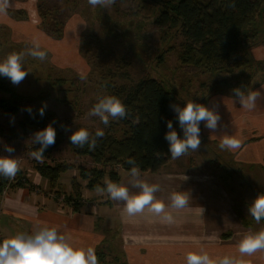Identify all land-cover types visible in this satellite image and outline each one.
Returning a JSON list of instances; mask_svg holds the SVG:
<instances>
[{"label":"rangeland","instance_id":"374dc122","mask_svg":"<svg viewBox=\"0 0 264 264\" xmlns=\"http://www.w3.org/2000/svg\"><path fill=\"white\" fill-rule=\"evenodd\" d=\"M156 17L157 10L142 5L139 0H116L109 9L93 8L87 0H10L7 13L0 14V61L12 52H27L34 42L39 43L41 50L47 52V58L40 61L25 56L23 68L28 72L26 78L19 85H13L8 78L0 76V86L15 88L26 99V115L31 116L26 110L28 107H31L32 115L39 114L36 111L38 106L46 102L45 114L53 118L51 123L56 125L59 134L66 136L78 128H86L93 134L99 128L121 138L128 127L120 120H110L105 127L98 117L87 115L98 96L114 95L121 100L122 86L130 88L145 77H155L166 87L174 88L181 107L188 100L206 105V97L229 90L233 84L248 81L249 76L235 75L234 80L221 71L206 72L183 64L180 57L185 39L180 29H161L155 23ZM251 51L252 55L257 53L259 57H264V45ZM239 72L244 73L243 70ZM262 72L261 78L264 75ZM229 78L232 83L226 82ZM0 90L1 97L8 96L1 87ZM22 118L23 112L12 116L0 113V156L9 155L3 146L10 145L15 149L11 155L21 164L16 177L7 180L3 193L28 187L41 195L52 194L61 204H68L71 182L73 176L78 177L80 166L104 168L107 173L117 172L120 176L127 171L120 165L98 164L89 156L75 155L64 140L52 157L44 159L43 163L54 166L65 162L73 164L75 169L73 173H63L60 186L52 189L49 182L44 184V177L37 171L38 163L29 157L31 147L34 146L30 138L34 132L44 128L30 121V127L24 132L20 128ZM62 125L67 126L68 131ZM204 147L194 152V156L197 155L199 161L203 160L205 169L219 171L230 191L237 195L241 221L253 227L254 232L264 229V222L256 223L248 214L252 200L264 191L257 190L252 183L243 182L247 179L245 172L242 169L243 174L236 175L234 171L237 172V168L231 166L233 164H230L231 168L227 165L230 159L226 153L220 152V159L213 158L214 161H210V155L215 156L213 153L218 151L213 147ZM89 193L91 195L88 197L83 193L81 204H89L90 199H109L106 194ZM94 208L98 213L99 208ZM113 225L110 226L115 230L116 226ZM16 231V234L26 233L22 227L16 228ZM111 232L110 229L107 235V232L101 231L109 237L106 242L112 245ZM123 256L128 263L127 256ZM149 259L145 260V264H150Z\"/></svg>","mask_w":264,"mask_h":264},{"label":"crops","instance_id":"0c3cea01","mask_svg":"<svg viewBox=\"0 0 264 264\" xmlns=\"http://www.w3.org/2000/svg\"><path fill=\"white\" fill-rule=\"evenodd\" d=\"M253 56L264 61V57H259L257 53ZM261 74L262 71L254 82L241 88L264 93V75L261 78ZM236 87L204 99L206 106L219 105L221 121L215 133L201 123L200 147H213L218 151L213 153L216 157L210 155V161L220 159V152L226 153L230 159L229 168L235 166L236 175L243 174V169L247 179L242 181L264 191V99L257 102L253 111H245L239 103H233L232 90ZM222 133L240 139L241 147L235 151L221 150L218 145ZM194 154L190 152L176 160L171 159L157 173L141 172L143 180L160 186L155 197L166 206L171 204L170 196L174 192L189 195L186 207H166L165 211L173 217L171 223L163 219V214L157 215L147 209L129 216L124 211V202L111 199H90L89 204H82L81 209L74 212L71 204H61L52 194L41 195L28 187H21L11 193L0 192V237L2 241L10 238L20 227L30 234L33 226L40 223L57 227L78 247H93L96 251L103 246L101 248L112 252L116 249L127 256L128 264H145L148 257L150 264H186L187 253L201 249L212 257H238L239 241L247 232H254L253 227L241 221L237 195L230 191L219 171L205 169L203 160L199 161ZM200 156L204 159L202 153ZM129 173L122 172L120 183L129 187L130 194H137L139 190L129 184ZM44 181V184L48 182ZM85 195L88 197L91 194L85 192ZM94 206L99 208L98 213ZM111 224L116 226L115 230ZM110 229L112 245L106 242ZM101 231L107 232V235ZM244 259L248 264H264V252L258 251Z\"/></svg>","mask_w":264,"mask_h":264},{"label":"trees","instance_id":"16d2710c","mask_svg":"<svg viewBox=\"0 0 264 264\" xmlns=\"http://www.w3.org/2000/svg\"><path fill=\"white\" fill-rule=\"evenodd\" d=\"M139 2L157 10L155 23L159 28L180 29L185 39L180 57L183 64L206 72L221 71L234 80L237 75L249 76L248 81L233 84L237 87L249 86L254 82L256 73L264 71V61L254 59L251 51L257 46L264 45V0H139ZM232 2L235 3L234 8L228 6ZM239 70H243L244 73ZM232 79L229 78L226 82L232 83ZM0 87L8 94L7 97L0 96V113L12 116L23 112L20 122L22 131L25 132L30 127V121L35 122L38 127L45 128L53 120L47 114L43 117L36 113L26 115L24 110L26 99L15 88L2 84ZM120 96L130 112L128 118L119 119L128 127L123 137L104 132V137L98 138L95 150L89 151L87 145L83 148L72 145L69 140L72 133L66 136L59 134L56 125L52 124L56 129V136L60 138L56 137L55 144L46 149L44 159H50L65 140L75 155L89 156L95 163H113L130 172L131 165L126 161L133 158L142 173L159 172L171 160L169 143L164 138L168 131V120L173 122V128L178 135L183 137L176 113L170 108V104L180 105L178 93L155 77H145L130 88L122 86ZM40 108L39 105L36 111ZM137 116L139 123H133ZM1 135L0 124V138ZM37 147L39 145L32 146L31 151ZM36 166L37 171L48 180L52 189L60 186L63 173L67 171L73 173L75 169L73 164L65 162L54 166L44 162ZM78 171V177L73 176L71 182L72 190L68 196L70 202L67 201L74 212L81 209L83 193L96 192L95 187L98 184L103 187L105 177L118 183L121 180L117 172L107 173L104 168L80 166ZM7 180L0 177L1 193L5 190ZM96 255L100 264H128L117 250L112 252L100 248Z\"/></svg>","mask_w":264,"mask_h":264},{"label":"clouds","instance_id":"9594fccd","mask_svg":"<svg viewBox=\"0 0 264 264\" xmlns=\"http://www.w3.org/2000/svg\"><path fill=\"white\" fill-rule=\"evenodd\" d=\"M93 8H111L116 0H87ZM10 0H0V14H6ZM231 8L235 3H229ZM25 56L44 61L47 52L41 50L39 43L34 42L27 52H12L3 61H0V76L8 78L13 85H19L27 76L28 72L23 68ZM264 87V86H262ZM233 103H239L245 111H253L257 102L264 99V93L259 90H248L236 87L232 90ZM46 102L39 109L41 117L45 114ZM218 104L212 107L188 100L181 107L179 104H170V108L176 113L178 124L182 130L183 137L178 135L173 128V122L167 121L168 131L165 140L169 143L171 159L176 160L190 152H196L201 146V128L204 127L211 133L218 131L221 116L218 111ZM32 115L31 107L26 109ZM88 116L98 117L107 127L111 121L126 119L130 112L126 105L114 95H102L97 97V102L92 106ZM133 123H139V117L133 119ZM65 131L68 127L62 125ZM102 129H96L95 134L90 133L86 128H78L69 137L70 143L78 148L87 145L89 151L97 147L98 138L104 137ZM34 145H39L35 150L29 152V157L37 163H43L46 149L53 146L56 141V129L49 123L44 129L33 133L30 138ZM219 148L221 150L235 151L241 147V140L233 135L222 133L219 135ZM5 152L9 155L0 156V177L12 180L20 171V161L11 154L14 147L5 144ZM130 168L129 184L138 189L137 194H130L129 187L122 183L113 182L105 177L101 187L96 185L95 191L99 195H107L113 201L124 202V211L129 215L144 212L145 209L157 215L163 214V219L169 223L173 221L172 215L165 209L171 207L182 209L189 203V195L184 192H174L170 196L171 204L166 206L157 200L155 193L160 191L158 184H150L141 178V170L135 159L129 158L126 161ZM248 214L256 223L264 220V193L258 194L248 206ZM239 256H210L205 250L189 252L186 255V264H248L245 256H252L258 251L264 252V229L258 232L249 231L242 236L237 246ZM0 264H100L93 247L82 248L71 242V238L62 233L57 227H50L47 224H35L32 232L17 233L14 236L0 241Z\"/></svg>","mask_w":264,"mask_h":264}]
</instances>
